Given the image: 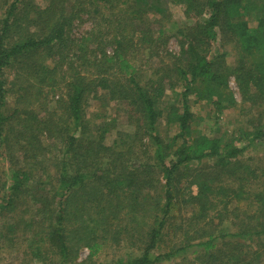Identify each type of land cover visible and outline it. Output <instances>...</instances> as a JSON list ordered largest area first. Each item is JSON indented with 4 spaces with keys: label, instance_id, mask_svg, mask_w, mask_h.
Wrapping results in <instances>:
<instances>
[{
    "label": "trees",
    "instance_id": "16d2710c",
    "mask_svg": "<svg viewBox=\"0 0 264 264\" xmlns=\"http://www.w3.org/2000/svg\"><path fill=\"white\" fill-rule=\"evenodd\" d=\"M259 147L264 0H0V226L38 264H264Z\"/></svg>",
    "mask_w": 264,
    "mask_h": 264
},
{
    "label": "rangeland",
    "instance_id": "374dc122",
    "mask_svg": "<svg viewBox=\"0 0 264 264\" xmlns=\"http://www.w3.org/2000/svg\"><path fill=\"white\" fill-rule=\"evenodd\" d=\"M172 16L173 20L177 22H181L184 19V15L182 13V10L179 8H172ZM91 27V21L89 22L88 18H84L81 20L73 29V34L75 37H82L88 30H90ZM169 47L173 51L179 50L177 40L173 38L170 41ZM213 50L215 49V46L212 47ZM232 56H230L229 59H231ZM230 88L234 92L235 96L239 98V95L237 93V85L234 79H231L230 82ZM195 111H199V106L195 107ZM89 115L91 119H93L97 123H114V131L111 132V135L108 136L107 141L112 142L115 138H122V141L120 142V145L128 143V136L131 135L130 127L127 123L126 113L119 107H117L115 104L112 103V105H109L107 100L102 98L98 100L97 102L93 103L90 108H88ZM231 112V111H230ZM233 113V111H232ZM230 113V120L233 118V114ZM200 114L204 119L203 129L205 131L212 132L214 126L210 124V120L205 118L207 115V112L205 110L200 109ZM113 118V120H112ZM237 122V121H236ZM230 124L227 123V121L224 123V127H229ZM260 149V150H258ZM258 149H252L247 152V155H252V157L259 156L264 159V148L259 147ZM6 163L0 162V168L6 169ZM195 191V189H194ZM188 204L184 205L182 208V213L180 211V207L176 209V215H179L178 217H181V215L189 216L190 213L193 211V209L189 208L187 206ZM181 214V215H180ZM4 221L1 222L0 226V264H38L37 261L32 257L31 255L27 254L24 256L23 250L26 247V244L30 240L29 234L25 233L24 231L19 233H13L12 231H8L5 227ZM27 241V242H26ZM85 250V249H84ZM83 250V251H84ZM26 251V250H25ZM80 258H84L82 256ZM126 249L121 250H109L102 254H100L96 259L97 264H110L113 260L116 258L122 256L125 257V254H127ZM164 264H172V263H164Z\"/></svg>",
    "mask_w": 264,
    "mask_h": 264
},
{
    "label": "built area",
    "instance_id": "2783aa9c",
    "mask_svg": "<svg viewBox=\"0 0 264 264\" xmlns=\"http://www.w3.org/2000/svg\"><path fill=\"white\" fill-rule=\"evenodd\" d=\"M87 254H88V250L85 249V250L83 251V253H82V256L85 257V256H87Z\"/></svg>",
    "mask_w": 264,
    "mask_h": 264
}]
</instances>
